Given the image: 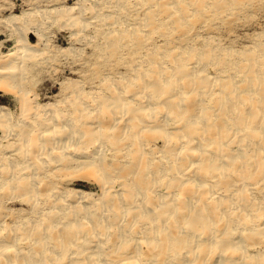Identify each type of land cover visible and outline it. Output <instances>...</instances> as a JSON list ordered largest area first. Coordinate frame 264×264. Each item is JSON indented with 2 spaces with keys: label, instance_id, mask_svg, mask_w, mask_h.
Returning <instances> with one entry per match:
<instances>
[{
  "label": "bare ground",
  "instance_id": "bare-ground-1",
  "mask_svg": "<svg viewBox=\"0 0 264 264\" xmlns=\"http://www.w3.org/2000/svg\"><path fill=\"white\" fill-rule=\"evenodd\" d=\"M200 1L95 0L92 12H109L87 16L107 20L98 29L112 39L121 33L123 47L138 53L143 46L146 53L137 54L142 59L131 63L132 75L114 80L110 93L70 104L88 94L74 89L60 111L28 98V70L40 58L28 35L13 58L0 61V92L18 98L22 116L13 122L0 95V204L22 197L31 203L29 215L19 214L11 225L1 214L0 264H264V203L249 196L264 182V44L232 62L208 58V50L184 56L166 47L148 56L147 69L155 18H169L182 40L191 31L188 15L203 13ZM131 8L151 14L142 28L128 20ZM68 10L77 24L73 35L86 34L83 9ZM150 130L165 138L159 155L147 151ZM109 153L120 165L108 163ZM152 165L155 181L147 185ZM58 180L75 183L61 191ZM84 180L99 185L101 194L88 191L93 187Z\"/></svg>",
  "mask_w": 264,
  "mask_h": 264
},
{
  "label": "rangeland",
  "instance_id": "rangeland-1",
  "mask_svg": "<svg viewBox=\"0 0 264 264\" xmlns=\"http://www.w3.org/2000/svg\"><path fill=\"white\" fill-rule=\"evenodd\" d=\"M202 1L197 2L196 4L203 6V13L197 16H194L191 13L188 15L186 29H190L191 31L182 40L176 38L178 36H181V33L179 35H174L176 33L175 30H173L172 22L169 18H155V22L157 21V24L155 23L156 25L154 26V33L150 36L149 39L147 37V69L151 67V63L149 62L148 58L151 57L152 54L154 56H157L159 55V53L165 52L167 48H171V50H179L180 52L183 51L184 56H189L195 52V54L198 55L200 53L205 54L208 50V53H210L208 54V58L223 57L226 58V61L232 62L239 59H245L246 56L251 53V51L258 50L260 45L264 44V0ZM90 5L94 6L95 0H0V61L13 58L14 54L19 51L20 47L22 46L21 38L27 37V35L30 41L35 44L34 50L36 52H34L36 54H40L42 50V52L45 53L44 55L38 54V57L40 58L34 59L38 62L37 64H35L36 66H39L41 64L40 69L39 67H34L33 64L35 61L32 60L33 62L31 61L32 63L30 64V66L33 65L31 67H34L35 70L31 67H29V70L31 71L28 70L29 83L27 84V89L30 96H28V98H31L33 101H35V103L31 101V105L33 104V106H37L40 104L41 107H44L47 104H50L51 106L52 103L53 105L55 104L56 106H54L56 107V109L60 111V108L63 109L62 105L65 107V105L69 104V101L67 99L68 97L70 99V95L74 92V89L78 90L79 88L85 89L86 92L88 91V94H86V96L84 95L85 97L83 96L84 99H87L84 100L82 99L83 97H76V99L73 98V101L75 100L76 102L72 101V103L70 102V104L80 103L77 102L78 100H83L82 102H86L92 99L93 96H96L97 93L105 96L110 93L111 88L109 87L111 86L112 82L120 78L121 75L131 76L133 73L131 67H133V65H137V63L140 62V59H142L140 57L141 55L137 54H139V52H145L141 49L143 46L140 48L141 51L139 49L138 53L134 52V54L132 48L129 49L123 47L125 45L122 41H124L125 38L122 39L121 33L117 34L116 37H114L116 47H118L117 49H115L116 47L113 44L114 38H108L105 33L103 34V30L98 29L100 28L101 24L105 23L107 20L104 21V19L102 18H98L96 20H94V18L92 20L91 18L89 19L87 17L91 16L92 14L100 15L101 13L107 14L109 12L106 11V8L97 9L96 12H92V6ZM73 6H77L81 10L83 9L82 14H84L85 12L83 17H86L87 22L90 23V26L88 28L90 31L87 30L86 34L83 33L78 37L73 35L77 24L76 26H72L70 20L68 19L74 18V15H72L73 13L69 12L68 10L69 7ZM194 8L195 7H191V10H193ZM167 11L169 12V10H166L165 14L169 15L170 13H167ZM170 11L173 12L172 10ZM66 15L67 17H65ZM147 15H149V12H147L146 14L145 11L142 12V10H140V12L138 13V8H131L127 13V18L130 22H136L138 20L136 23L139 25V27L141 26L142 28V19L146 18ZM75 16L78 15L75 14ZM149 16H151V14ZM139 18H141V20ZM94 21L96 23H94ZM95 25L97 28H95ZM167 29L170 30L167 31ZM164 31H166V33H164ZM103 35L104 37H102ZM126 35H124V37H126ZM112 45H114V48L112 47ZM114 49L116 51H114ZM143 50H145L144 47ZM114 52V56L111 57ZM41 56L42 58H44L42 59ZM48 56L49 60L47 58ZM116 58H120L123 60L125 59L126 61L124 60V62L120 59L117 60ZM135 58L137 59L135 60ZM39 59H41L43 62H40ZM103 59H111L112 62L109 61L110 63L107 64ZM49 61H52V63H50ZM111 63H113L112 66L109 65ZM131 63H133V65ZM46 64L49 66H47ZM212 68L214 69L213 66ZM94 76L96 78H94ZM237 78H239L240 80L241 74L238 75ZM73 80L75 81V83ZM78 85L80 87H78ZM0 95L2 96L3 93L0 92ZM3 96H5V98H3L4 101L2 104L7 103L8 105H10L9 107L12 113V121L18 122L22 118L18 98L8 94ZM63 99H66L68 101L67 104H63L64 101H66ZM162 99V96H159V98L157 97V99H155V102L161 101ZM58 102H60V104ZM72 107L73 105L70 106V108ZM160 110L161 109L159 108L157 112L161 115ZM33 118L35 119L36 116H33L32 119ZM174 125L175 122L171 121L169 122L167 128L169 129V127H172ZM16 126L17 127H15V129L17 128V131L22 130L19 125ZM152 131L153 130L147 132V139L150 140V150L147 151H152L155 152V155H159L157 151H159V149H163L165 138L159 134H154V132ZM2 149L0 147V151H3ZM110 156L112 157V155L109 153L107 155V161L110 164H113L112 162L116 161L115 163H118V165H120L121 161H123L113 159ZM156 164L158 165V163ZM162 164L164 165V163ZM157 165L147 167V185L154 183L153 181L155 180L152 179L151 172L152 170L156 171ZM160 166L162 165L160 164ZM157 172H160L161 174L160 179L158 180V186L165 192L166 188L168 187L165 179L166 176H163L162 168H160ZM166 173L169 174L170 171L168 170ZM84 182H87L88 184H90V186L93 187L92 189H87L88 191H95L96 196H99V193L101 194V188L99 185H96V183L90 180H84ZM71 183L72 186L69 187L68 184ZM74 183L75 180H67L64 182L58 180V186L61 187V191L64 190L62 188H65V186H68V188H73ZM263 186L264 182L262 187L256 189L253 188L250 191L251 193L249 194L250 199L260 205L264 203ZM119 187L120 186L118 185L117 188ZM252 198L255 200H253ZM23 199V197L19 198L18 201H14L12 202V204L9 202H1L2 204H0V210L2 209L5 212L4 213L1 210L0 213V216L2 214L1 217L3 218V221H6L7 224L11 225L13 224L12 221H14L16 218H22L19 217V214H21V216L26 215L25 212L29 210L31 203L28 202V200L24 201ZM71 199L74 204L78 203L77 200L79 198L76 200L75 197H72ZM67 201L68 200H65V202ZM72 201L68 202L70 203ZM13 213L14 217L12 218L11 216ZM28 215L29 214L27 213L26 216ZM26 216H24V218Z\"/></svg>",
  "mask_w": 264,
  "mask_h": 264
}]
</instances>
